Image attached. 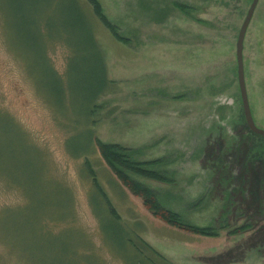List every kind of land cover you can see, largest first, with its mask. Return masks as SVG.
I'll list each match as a JSON object with an SVG mask.
<instances>
[{
  "label": "rangeland",
  "instance_id": "1",
  "mask_svg": "<svg viewBox=\"0 0 264 264\" xmlns=\"http://www.w3.org/2000/svg\"><path fill=\"white\" fill-rule=\"evenodd\" d=\"M97 1L125 42L86 0H0V264H125L94 182L173 264H264V138L245 123L235 57L252 0ZM97 53L108 84L86 121ZM242 59L251 116L264 130V0ZM90 131L139 161L161 159L156 170L170 182L141 181L217 234L153 216L115 178Z\"/></svg>",
  "mask_w": 264,
  "mask_h": 264
},
{
  "label": "trees",
  "instance_id": "2",
  "mask_svg": "<svg viewBox=\"0 0 264 264\" xmlns=\"http://www.w3.org/2000/svg\"><path fill=\"white\" fill-rule=\"evenodd\" d=\"M86 1L92 7L93 15L103 24L111 35L116 40L125 42L126 40L119 36L117 27L111 24V22L104 15L100 3L97 0ZM174 7L181 12H184L187 9L185 5L180 3H174ZM89 62L93 73H91L89 78L90 84L86 92L87 108L84 113L86 121L92 114H95L97 105H95L94 102L97 97L105 92L108 84L101 53L94 55V58H91ZM29 68L31 70V67ZM33 68L36 69L35 67ZM49 68L52 73L51 75H56L50 66ZM31 73L34 77H36L32 71ZM44 74L45 76L49 75L48 72ZM76 122L77 121L74 120L72 122L73 125L76 124ZM5 126L10 129L8 122H5ZM73 138H71V140ZM88 141H90V143L94 141L101 158L109 167L118 182L132 195L140 198L142 200V204L153 216L169 226L192 234L201 236H215L217 234L216 229L193 225L184 219L180 213L167 208L161 201L158 194L141 181V179H147L161 183L170 182L162 172L156 170V166L162 163L161 159H155L153 161H139L134 157V153L131 149L118 144L103 143L99 139H94L92 132ZM86 150L81 151L80 153L85 152ZM86 166L88 168V163H86ZM0 169H3V165H0ZM94 186L96 190H94L93 195H97V197L103 196L102 201L106 207V214H104V217L106 218L105 222H107L104 226L105 231L108 229V235L117 241V245L119 247L118 249L123 255V257L120 256V258L124 260L125 264H173L171 261L167 260L164 256L158 253L148 243H146L133 228L127 227V225L121 221L118 213L110 205L107 198L99 190L96 182H94Z\"/></svg>",
  "mask_w": 264,
  "mask_h": 264
},
{
  "label": "water",
  "instance_id": "3",
  "mask_svg": "<svg viewBox=\"0 0 264 264\" xmlns=\"http://www.w3.org/2000/svg\"><path fill=\"white\" fill-rule=\"evenodd\" d=\"M257 2L258 0H252L245 15V18L240 26L235 43V57H236V67H237L238 88H239L245 123L250 132L264 138V130L259 129L258 127L255 126L249 109L245 81H244V70H243V59H242L244 36L246 33V29L252 18L254 9L257 5Z\"/></svg>",
  "mask_w": 264,
  "mask_h": 264
}]
</instances>
